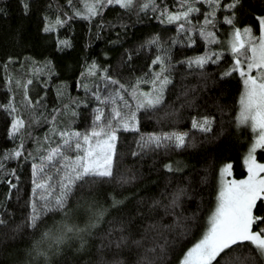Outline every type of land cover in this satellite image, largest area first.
Instances as JSON below:
<instances>
[{
    "label": "trees",
    "instance_id": "trees-1",
    "mask_svg": "<svg viewBox=\"0 0 264 264\" xmlns=\"http://www.w3.org/2000/svg\"><path fill=\"white\" fill-rule=\"evenodd\" d=\"M157 2L161 7L167 6L169 11H176L179 7L177 0ZM74 4L76 8L82 7L76 0ZM197 6L201 13L192 17L194 24L203 21L206 11V6ZM72 14L73 7L67 0H0V28L21 23H31L34 27L30 54L8 60L0 56V103H8L12 96L16 102L22 99L15 83H8L10 77L13 81L32 79L28 96L33 102L40 101L42 107L38 106L37 110L44 119V122L27 126L23 136L27 159L10 160L6 164L8 170H15L19 180L7 173L0 175V181L11 179L17 184L15 189H10L7 183L0 182V218L6 221L0 225V264H101L102 257L111 261L114 249L107 246L111 239L108 232L121 223L129 226L131 239H140L148 224H156L163 233L160 242L168 241L164 264H180L183 255L206 231L207 219L214 210L218 193V170L231 163L232 176L228 179H245L248 174L243 161L255 142L256 134L248 126H237L242 80L236 73L220 78L221 73L234 62L233 57L222 45L208 46L199 38H196L194 47L173 44L178 36L176 24L161 23V17L152 11L127 12L118 6H107L102 15L91 22L73 18L53 32L43 30L56 18L66 19ZM224 15V12L217 13L220 22L216 25V34L222 42L230 38L232 31L231 26L223 23ZM260 15H264V0H242L235 10V26L241 29L250 26L253 35L259 36L258 21L254 17ZM154 36L160 37V45L171 56L172 83L164 93L163 105L137 113L140 132L145 135L186 132L187 146L148 151L141 157H133L131 152L136 149L138 134L121 132L112 180L78 183L68 196L65 210H55L48 205L53 210L43 212V202L33 197L31 192L34 186L31 165L40 162L32 159L40 152L37 141L45 148L55 147L60 140L54 134L55 130L82 133L90 130L94 110L99 104L80 85L93 89L96 84L102 86V81L95 77L84 76L87 67L93 63L99 67L98 75L106 69L109 76L129 89L140 78L150 80L151 74L159 69V65H152L159 48L145 45ZM61 40L69 41L71 46L61 49ZM208 47L224 52L219 64L209 63L201 70L189 69L180 63L205 54ZM48 62L51 74L49 67L45 66ZM186 88H195V92L184 96L182 93ZM140 89L151 91V85L142 83ZM125 98L130 104L135 103L130 96ZM186 100L191 103L186 104ZM54 110L55 121L52 119ZM20 111L22 118L28 121L30 110L20 106ZM73 111L77 113L75 117L71 114ZM193 116L214 118L211 132L193 129ZM11 121L12 117L0 109V153L15 148L19 143L9 138ZM45 136L49 141L44 140ZM254 156L258 163H264V150L257 149ZM166 163L180 170L175 174L168 173L163 167ZM48 174L53 178L55 191L52 196L55 197L60 191L55 168ZM133 176L135 179H130ZM122 179H130V182L123 183ZM177 186L188 191L179 208L152 207L155 200L167 205ZM33 199L37 201L40 217L35 227L29 223L30 200ZM113 199L122 203L113 207ZM102 210L104 215L96 223L93 213ZM256 214L264 215V207L258 204ZM90 223H96V226L89 228ZM64 225L75 231L62 233ZM142 255L143 248L129 245L122 250L119 259L125 264H138ZM237 255L244 264H248L245 258L255 257L256 253H249L245 248ZM231 264H240V260L233 259Z\"/></svg>",
    "mask_w": 264,
    "mask_h": 264
},
{
    "label": "snow or ice",
    "instance_id": "snow-or-ice-1",
    "mask_svg": "<svg viewBox=\"0 0 264 264\" xmlns=\"http://www.w3.org/2000/svg\"><path fill=\"white\" fill-rule=\"evenodd\" d=\"M73 7V14L66 19L56 18L54 22L43 30L53 32L57 27H62L69 19L79 18L91 22L98 15H102L107 6H118L127 12L138 11L147 13L152 11L161 17V23L176 24L178 36L172 41L173 44L181 43L188 47H194L196 38L202 40L206 45H222L227 48L233 57V63L221 73V79L238 74L242 80L243 90L238 99L239 114L236 118L237 126H248L256 134L255 142L244 158L243 163L247 167V177L245 179H228L232 176L233 165L227 163L218 170V193L214 210L207 219L206 231L202 237L186 254L183 255L180 264H231L233 259H239L240 264L244 260L237 255L241 249H247L249 253L255 252L256 256H248V264H264V215L256 214L258 204L264 207V163H258L254 153L257 148L264 149V15L255 16L258 21L259 36L253 35L250 26L243 29L235 26V10L242 4V0H177L178 9L169 11L167 6L161 7L157 0H76L82 7L76 8L74 0H67ZM197 5L206 6L203 13V21L193 23L192 17L201 13V8ZM25 11L28 9L24 4ZM224 12L223 23L231 26V36L222 42L217 37L218 29L216 25L220 22L217 13ZM195 37V38H194ZM61 49L70 47L67 40L59 41ZM147 46L159 48V53L152 60V65H159V69L151 74L150 80L138 79L134 85L126 87L118 79L109 76L107 70H103L102 75H98L99 67L95 63L87 67L84 73L85 78L95 77L102 81L96 84L95 88L88 85H80L85 91L98 102L99 106L94 110V116L90 130L86 132L55 130L54 134L60 140L55 147H43L40 141L37 145L40 152L32 156L31 165L33 176V197L43 202L42 211L53 210L48 205H52L55 210L66 209L68 196L73 188L80 184L110 182L114 176V168L118 159L117 146L120 141L121 132L138 134L136 149L131 152L133 157H141L148 151H159L161 149H183L187 146L188 133L186 132H160L142 134L140 132L137 113L141 110L150 111L158 109L164 103V93L171 80V56L169 52L160 45V37L154 36L147 41ZM224 56L223 51H214L208 47V51L192 58H187L180 63L185 64L189 69H204L209 63L219 64ZM129 59L131 57L129 56ZM49 67L51 74L50 62ZM6 68L7 65H4ZM256 75H253V72ZM201 75L203 73L201 72ZM15 83V87L22 94V99L16 102L14 96L9 98L8 103H0L7 115L12 117L10 124L9 138L19 141L17 146L5 153H0V175L7 173L8 176H16L15 170H8L6 164L10 160L27 159L24 151L23 136L30 124L44 122L42 113L38 112L40 101L35 102L28 96V86L33 83L32 79L21 80L10 77L8 83ZM142 83L151 85V91L140 89ZM11 91V89H9ZM189 92H195V88H186L182 93L188 96ZM128 95L134 104H130L125 98ZM190 104L189 100L185 101ZM20 106L29 109L30 119L26 121L22 118ZM107 109V112H106ZM72 116L77 113L73 111ZM56 110L53 111L52 119L55 121ZM214 118L203 116L199 119L195 116L191 119V127L200 132H211V125ZM44 140L49 141L45 136ZM28 155H31L30 153ZM63 161V163H61ZM164 170L175 174L180 169L173 167L171 163L164 164ZM55 168L57 173V184L59 194L52 196L53 188L52 176L48 174ZM130 179H135L131 177ZM130 179H122L123 183L130 182ZM0 182L7 183L10 189H15L17 184L11 179ZM188 191L184 187L177 186L170 195L167 205H162L161 201H153L152 207H165L175 210L180 207L181 201L187 197ZM37 201L30 200L31 215L29 217L30 226L35 227L40 218L36 208ZM122 201L113 199L112 206L117 207ZM104 215V211L94 212L93 217L96 223ZM5 220L0 218V225H4ZM96 223H90L89 228L95 227ZM177 226H180L179 223ZM255 228V230H254ZM75 229L64 225L61 227L62 233H72ZM118 233L114 235L113 233ZM129 226L121 223L116 229L108 232V247L114 249L111 261L101 258V264H125L119 259L121 252L129 245H134L137 249L143 248V255L138 264H164L167 257L166 239L161 243L163 233L156 224H148L141 233L140 239H131ZM155 233V235H150ZM107 238V237H106ZM146 244L151 246L146 247Z\"/></svg>",
    "mask_w": 264,
    "mask_h": 264
},
{
    "label": "rangeland",
    "instance_id": "rangeland-1",
    "mask_svg": "<svg viewBox=\"0 0 264 264\" xmlns=\"http://www.w3.org/2000/svg\"><path fill=\"white\" fill-rule=\"evenodd\" d=\"M33 36L34 27L31 23L13 24L0 28L1 58L3 60L19 59L30 54L33 48ZM252 74L256 75V72L254 71Z\"/></svg>",
    "mask_w": 264,
    "mask_h": 264
}]
</instances>
